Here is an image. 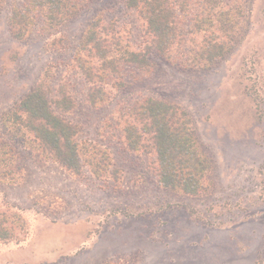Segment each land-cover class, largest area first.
Returning <instances> with one entry per match:
<instances>
[{
  "label": "rangeland",
  "instance_id": "1",
  "mask_svg": "<svg viewBox=\"0 0 264 264\" xmlns=\"http://www.w3.org/2000/svg\"><path fill=\"white\" fill-rule=\"evenodd\" d=\"M242 1L247 13L228 57L203 70L172 63L184 59L183 47L169 60L155 52L152 72L121 67L128 85L113 87V103L92 106L73 59L82 37L101 19L139 48L143 22L135 12L125 0H88L72 21L50 26L34 9L31 31L19 38L11 11L28 1L5 0L0 228L16 238L0 240V264H264V0ZM185 19L180 29L201 42ZM39 85L53 99L59 90L75 98L65 116L79 125V141L109 150L111 174L97 178L87 167L75 174L29 140L14 139L5 118ZM143 97L169 99L190 113L213 170L201 195L163 188L156 154L127 150L116 118L122 105Z\"/></svg>",
  "mask_w": 264,
  "mask_h": 264
},
{
  "label": "trees",
  "instance_id": "2",
  "mask_svg": "<svg viewBox=\"0 0 264 264\" xmlns=\"http://www.w3.org/2000/svg\"><path fill=\"white\" fill-rule=\"evenodd\" d=\"M28 5L11 11L10 23L19 38L31 30L34 9L43 13L50 26L72 21L88 0H27ZM142 21L143 46L123 43L120 31L112 23L96 19L85 31L73 57L88 84L87 100L92 106L115 101V90H123L127 81L119 76L121 67L132 65L140 72L153 71L150 56L157 52L167 60L177 47H183L184 59L178 66L210 69L228 57L241 33L247 9L242 0H125ZM5 0H0V10ZM185 17H187L185 19ZM191 23L196 42L180 29V21ZM191 34V35H193ZM189 38L193 40H189ZM122 75V74H121ZM111 88V89H109ZM57 97L42 85L15 103L5 118L14 139L29 140L42 153L75 174L83 168L101 178L111 174L110 152L101 146H88L77 139L79 125L67 118L75 108V98L59 90ZM119 124L129 152L156 154L154 176L158 184L171 191L198 196L211 184L210 158L200 146L190 113L180 104L165 98L143 97L122 105ZM16 235L0 228V240L11 241Z\"/></svg>",
  "mask_w": 264,
  "mask_h": 264
}]
</instances>
